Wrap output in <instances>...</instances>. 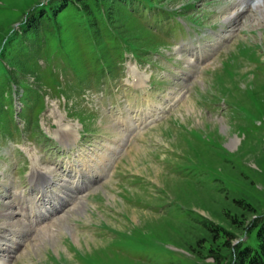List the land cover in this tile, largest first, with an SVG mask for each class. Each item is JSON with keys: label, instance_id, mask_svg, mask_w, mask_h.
<instances>
[{"label": "rangeland", "instance_id": "1", "mask_svg": "<svg viewBox=\"0 0 264 264\" xmlns=\"http://www.w3.org/2000/svg\"><path fill=\"white\" fill-rule=\"evenodd\" d=\"M236 1L0 0V264H231L255 245L264 0Z\"/></svg>", "mask_w": 264, "mask_h": 264}, {"label": "trees", "instance_id": "2", "mask_svg": "<svg viewBox=\"0 0 264 264\" xmlns=\"http://www.w3.org/2000/svg\"><path fill=\"white\" fill-rule=\"evenodd\" d=\"M253 225L257 227L255 245H235L231 264H264V217ZM205 230L210 232L209 228Z\"/></svg>", "mask_w": 264, "mask_h": 264}, {"label": "bare ground", "instance_id": "3", "mask_svg": "<svg viewBox=\"0 0 264 264\" xmlns=\"http://www.w3.org/2000/svg\"><path fill=\"white\" fill-rule=\"evenodd\" d=\"M240 1H242V2H246V0H240ZM236 2H239L238 0L236 1ZM253 2V1H252ZM263 3V1H258L257 0V2H256V4L254 5V8H256V9H262L261 7V4ZM263 7H264V3H263ZM249 8H250V6H249ZM260 11H262V10H260ZM238 17V14H236V15H230L228 18H227V20H228V22H230V21H232V20H235L236 18ZM63 133H65L64 135L65 136H67L66 138H65V140H68L67 142H69V141H71V140H73V138H74V134L73 133H71V132H63ZM117 133V132H116ZM101 168V171H103L104 172V170L105 169H103L102 167H100ZM79 172V174H80V172H81V175H83L84 173H83V171H78ZM41 172H39V171H36V173H35V175L33 174V180H31V178H30V182L31 183H33V186H35V185H37L38 186V188H41L42 189V187L44 186V183H46L47 181H48V178L47 179H45L46 177H44L42 180H40V178H42V176H44L43 174H40ZM98 176H100V174H97ZM86 179H87V177H86ZM85 187V185L83 184L81 187H79V186H76L75 187V189H79V191H81V190H83V188ZM43 191H45L44 189H42ZM42 190H40L41 191V194H42ZM46 192V191H45ZM81 193H77L76 194V196H78V195H80ZM47 196V194L46 195H44L43 194V197H46ZM75 196V197H76ZM57 199H58V197H57ZM62 205V204H61ZM60 205V206H61ZM59 206V207H60ZM55 208V207H54ZM54 208H52V209H54ZM13 230V229H12ZM11 233H12V231H11Z\"/></svg>", "mask_w": 264, "mask_h": 264}]
</instances>
